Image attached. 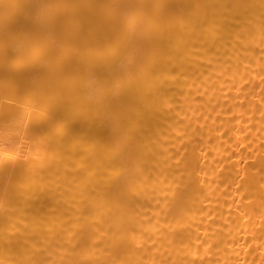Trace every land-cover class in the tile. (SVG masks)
Listing matches in <instances>:
<instances>
[{"label":"bare ground","instance_id":"bare-ground-1","mask_svg":"<svg viewBox=\"0 0 264 264\" xmlns=\"http://www.w3.org/2000/svg\"><path fill=\"white\" fill-rule=\"evenodd\" d=\"M0 264H264V0H0Z\"/></svg>","mask_w":264,"mask_h":264}]
</instances>
